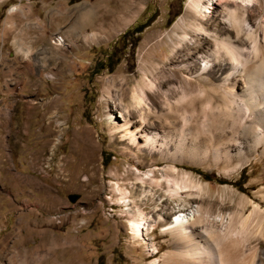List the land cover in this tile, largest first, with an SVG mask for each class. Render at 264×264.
<instances>
[{"label": "rangeland", "instance_id": "1", "mask_svg": "<svg viewBox=\"0 0 264 264\" xmlns=\"http://www.w3.org/2000/svg\"><path fill=\"white\" fill-rule=\"evenodd\" d=\"M189 1L0 0V264L160 262L170 250L163 223L145 236L153 254L132 238L122 195L115 192L117 183L123 198L136 196L134 167L143 175L154 166H174L178 175L208 189L210 197L202 202L211 216L236 211L239 196L264 212L262 147L241 169H233L235 160H213L209 131L230 119L240 122L244 114L236 106L227 110L229 116L201 112L205 102L215 107L227 99L217 78L208 76L211 62L201 60L213 49L212 40L188 29ZM220 9L212 0L202 22L210 34L223 26ZM248 14V25L263 23L264 0H255ZM134 28L143 30L122 38ZM142 73L156 87L145 92L148 103L167 117L166 125L154 124L167 144L163 161L142 153L137 154L141 163L133 166L122 154L125 144L108 134L112 101L104 90L109 87L120 98L118 109L129 106V91ZM181 89L188 99L178 100ZM198 90L203 91L199 98ZM112 114L119 116L113 109ZM162 185L156 203L170 213L176 202L167 199ZM189 202L196 205L201 198ZM153 205L139 209L153 215Z\"/></svg>", "mask_w": 264, "mask_h": 264}, {"label": "bare ground", "instance_id": "2", "mask_svg": "<svg viewBox=\"0 0 264 264\" xmlns=\"http://www.w3.org/2000/svg\"><path fill=\"white\" fill-rule=\"evenodd\" d=\"M254 1L215 0L220 4V22L223 26L213 34L208 33L202 23L210 13L212 0H190L187 5L193 16L188 29L201 36V39H211L213 42V49L206 52L201 60L211 62L208 76L217 78L227 99L215 107L207 101L200 107L201 112L211 117L219 113L229 116L227 110L236 106L244 114L240 122L230 119V124H224L222 129L214 128L215 133L209 131L214 162L222 160L227 164L235 160L233 169H241L248 164L256 157L260 147V153L264 154V22L255 26L247 23L250 14L248 9ZM181 39H186L185 32ZM55 44L60 45L56 41ZM193 70H187L189 75H192ZM141 76L139 85L129 91V106L122 105L118 109L121 105L120 98L112 95L109 87L104 90V97L112 101L107 114L108 134L125 144L121 147L122 154L127 155V161L133 166L141 163L137 154L142 153L157 156L163 161L167 144L166 135L154 126L155 123L166 125L167 117L163 118L164 113H155L145 96V92L151 93L156 87L145 73ZM202 95L203 91L198 90L196 97ZM188 98L185 90L181 89L178 100ZM173 104L169 108H174ZM172 108L170 110H174ZM112 109L118 112L117 118L113 116ZM150 117L154 118V123L149 121ZM90 147L93 149L91 144L88 145L89 149ZM154 167L156 169H149L143 175H139L138 167H134L136 173L132 174L137 188L133 199L127 196L123 198L124 189L117 183L113 186L115 192L122 195L119 198L125 206V217L128 219L132 238L140 241L141 246L151 248L153 254L156 249L148 244L145 236L153 226L163 223L161 233L168 235L170 250L164 252L160 262L155 264H264V249L260 247V241H264V212L257 204L239 196L235 202L236 211L222 214L219 210L211 216L208 205L204 206L202 202L203 196L210 197L205 186L183 173L178 175V169L174 166ZM156 171L160 172L159 177H155ZM161 183L164 184L167 199L176 202V208L170 213L164 212V207L156 203V190L163 186ZM146 186L148 190H145ZM200 198L201 203L189 204V200ZM146 202L154 203L151 207L153 215L140 211L139 205ZM245 207L249 209L246 215L243 213Z\"/></svg>", "mask_w": 264, "mask_h": 264}, {"label": "trees", "instance_id": "3", "mask_svg": "<svg viewBox=\"0 0 264 264\" xmlns=\"http://www.w3.org/2000/svg\"><path fill=\"white\" fill-rule=\"evenodd\" d=\"M142 30H143V28H134L132 30H128L127 32L124 33V35H123L122 38H125V36H127L129 34H137V33H140V32H142ZM110 58H111V56L108 55L107 58L105 59V63H106L107 68L109 70H111V67H112V65L109 64ZM242 184H243V181L239 184V186H241Z\"/></svg>", "mask_w": 264, "mask_h": 264}]
</instances>
